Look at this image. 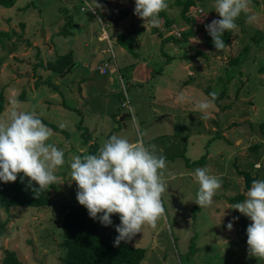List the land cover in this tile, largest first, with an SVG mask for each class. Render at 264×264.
<instances>
[{
  "label": "rangeland",
  "instance_id": "1",
  "mask_svg": "<svg viewBox=\"0 0 264 264\" xmlns=\"http://www.w3.org/2000/svg\"><path fill=\"white\" fill-rule=\"evenodd\" d=\"M176 1L166 0L168 6L159 14V27L144 24L134 15L135 0H97L103 7L95 12L83 10L85 0H16L9 8L0 6V30L11 34L10 40L0 45V90L5 99L0 118H6L14 107L25 112L35 111L43 123L51 122L59 128L63 124L67 134L55 132L44 123L53 130L47 143L63 150L65 163L55 173V184L47 189L50 205L0 210V222L4 224L0 231V263L4 250L9 249L16 252L22 264H61V213L64 207L78 202L70 164L76 155L98 154L99 151L98 146L85 147L86 141L92 138L80 129L81 114L85 113L86 107L77 105L73 95L79 83L89 81L94 75L91 73L100 57H111L109 53L100 52L109 47L111 36L115 39L111 41L114 52L111 64L120 71L114 76V88L118 93L111 94L115 115L126 112L128 116L124 123L118 119L111 121L109 132L115 135L124 129L133 139L138 131L145 132V145H155L156 154L165 157L167 164L164 170L167 190L162 195L165 216L155 228L145 226L130 242L145 249L139 264H264V260L248 255L240 222L233 220L239 211L232 209L235 203L230 202V197L239 194L246 199L248 191L234 170L235 160L240 169L264 170V0H251L249 12L241 13L236 19L238 28L231 31L230 42L223 51L210 46L212 38L205 28L212 20L220 19L215 11V0H194L186 14L191 22L182 18V5ZM97 17L102 18L103 24L95 22ZM70 19L75 26L79 23L84 26H79L77 31L72 29L70 33ZM167 20L169 25H166ZM190 29L192 33L185 39ZM130 35L134 36V54L126 49L124 52L116 43L119 37L129 39ZM145 46L148 52L144 51ZM68 48H74L76 57L72 70L65 75V72L63 75L46 72L45 62L53 59L55 52ZM136 48H140L137 50L140 54L144 51L147 67L160 72L154 73L159 80H166L165 58L170 60L173 53L179 60L175 62L185 68L177 75L178 79L187 84L196 82L204 98L209 100L206 95L209 91L219 95L224 90L219 104H214L217 111L226 110L225 113L215 119L211 114L202 123L186 122L188 129L178 120L175 121L177 125L167 126L166 119L150 109L159 107L160 102L154 104L153 97L140 88H145L149 80L144 77L143 67H139L137 73L133 69L135 58L140 57ZM197 50L203 55L192 60L185 58ZM163 53L165 55H161ZM237 55H240L238 64L231 66L230 59ZM60 77H63L60 79L63 95L56 93L59 87L53 88L44 82L43 90L35 86L38 79L56 85ZM105 77L97 74L92 80ZM85 89L89 102L87 115L92 120L90 110L102 107V96L97 89L88 86ZM41 90L44 92L39 97ZM125 94L130 99L131 113L119 104ZM54 96L61 111L56 108L50 113L54 109L51 100ZM63 96L70 110L62 105ZM36 99L32 108L30 104H23L34 103ZM38 100L43 108L38 107ZM65 110L68 112L64 113ZM142 119H146L145 125H142ZM86 124L83 117V125ZM207 125L208 128H204ZM211 126L217 131L211 130ZM151 134L156 139L154 142L150 141ZM204 152H207L206 158H200ZM197 168H206L209 175L221 180V187L208 207L200 208L195 203L199 188L194 179ZM111 219L112 225L105 227L100 223V229L116 235L119 216L113 215ZM229 222H233L231 231L227 228Z\"/></svg>",
  "mask_w": 264,
  "mask_h": 264
},
{
  "label": "clouds",
  "instance_id": "2",
  "mask_svg": "<svg viewBox=\"0 0 264 264\" xmlns=\"http://www.w3.org/2000/svg\"><path fill=\"white\" fill-rule=\"evenodd\" d=\"M250 3L251 0H215V11L220 19L212 20L205 28L216 50L224 48L223 35L238 28L235 21L241 13L249 12ZM85 5V12H95L103 7L97 0L91 3L85 0ZM167 6L166 0H135L134 15L144 24L159 27V14ZM95 22L103 24L100 17ZM110 48L106 50L109 54ZM111 60H103L99 64ZM209 95L211 100L195 103V109L203 114L204 119L216 98L215 93ZM185 100L182 93L177 97V102ZM52 135L53 130L35 111L25 112L14 107L6 118H0V181L15 182L22 173L21 179L28 178L29 187L33 182L38 186L33 188L35 193L54 185L57 181L55 173L64 165L65 159L63 150L47 143ZM145 135L143 131L137 132L136 139L112 135L100 147L98 154L76 155L70 164L71 179L77 186L76 199L86 208L89 217L98 219L107 227L112 225L113 215L119 216L114 247H119L121 242H131L145 226L155 228L165 216L162 195L167 190L164 178L166 158L156 154L155 145H145ZM194 179L199 185L195 203L200 208L210 206L221 187L220 178L209 175L206 168H197ZM231 208L251 220L246 229L248 255L264 260V179H253L246 191V199ZM236 219L238 217L233 218ZM227 228L231 231L233 222H229Z\"/></svg>",
  "mask_w": 264,
  "mask_h": 264
},
{
  "label": "trees",
  "instance_id": "3",
  "mask_svg": "<svg viewBox=\"0 0 264 264\" xmlns=\"http://www.w3.org/2000/svg\"><path fill=\"white\" fill-rule=\"evenodd\" d=\"M15 2L16 0H0V6L9 8L13 6ZM176 2L182 5V18L187 22H191L192 19H189L186 14L189 12V8L194 5V0H178ZM71 20L72 19H70V27L74 25ZM169 24L170 21L167 20L166 25ZM191 33L190 29L184 38L187 39V35L189 36ZM230 37L231 31H227L223 35L222 39L225 42L224 48L230 42ZM10 38V33L0 30V45H4V41L10 40ZM118 42L126 50L130 52L133 51V35H130L129 39L119 37ZM210 43V46L215 48L214 44L212 42ZM224 48L218 51H223ZM202 55L203 53L197 50L193 54L185 55V58L192 60ZM239 59L240 55H237V57L230 59L229 64L235 66L238 64ZM73 61L72 52L70 51L58 54L53 60H47L44 67L52 72L64 73ZM109 63H111V61ZM38 64L41 65L42 62L40 61ZM100 66L101 64H99L98 68ZM43 82L47 83L48 81L39 79L35 84L38 85V83ZM223 91L219 95H216L215 101L221 98ZM22 93L24 94V91H22ZM210 93L213 92H208V96L211 98L209 95ZM4 100L3 92L0 90V114L5 107ZM44 123L50 126L55 132L67 136L63 128L56 127L50 122ZM251 148L254 149V146ZM206 155V153H203L200 158H206ZM199 161H201V159H199ZM261 173V179H264V170ZM22 177L23 174L21 173L18 175L15 182L4 183L0 181V210L8 211L10 207H44L51 204V197L47 189L38 190L35 193L33 188L38 187L35 185V182L32 183V187H29L28 178H23L22 180ZM230 198V202L233 203L242 202L244 200L242 194ZM235 217H238L236 221L240 222V231L247 241L246 229L251 223V220L245 218L239 212L235 214ZM99 224V220L91 219L86 208L81 206L78 202L63 208L61 213L62 236L59 244L63 251V256L60 259L61 264H139L142 261L145 249L134 246L130 242H121L119 247H114L113 242L118 234H108L106 231H102ZM3 225L4 224L0 222V231L3 230ZM0 264H22V262L18 259L14 250L5 249Z\"/></svg>",
  "mask_w": 264,
  "mask_h": 264
},
{
  "label": "crops",
  "instance_id": "4",
  "mask_svg": "<svg viewBox=\"0 0 264 264\" xmlns=\"http://www.w3.org/2000/svg\"><path fill=\"white\" fill-rule=\"evenodd\" d=\"M79 26L81 28L84 25H81L80 23L78 26L73 25L69 29V31H71L72 29L77 31V30H79ZM67 31L65 33L69 32V31L68 32ZM70 33H68V34H70ZM108 33L109 32H107V30H106L105 34L108 35ZM63 35H66V34H63ZM111 41H115V39L111 38V36H110L109 43H108L109 47H112ZM116 43L120 49H122V50H124V52H126L125 48L119 44L118 40H116ZM109 47H107V48H109ZM107 48H104L100 52L102 54L106 55V53H108L106 51ZM144 48H145L144 51H146V52L149 51L147 46H145ZM51 49H52V47H51ZM73 49L74 48H68L67 51L55 52L56 56H54L53 59H55L58 56V54H63V53H67V52L71 51L72 57L74 60V59H76V57L73 55ZM97 49H99V47L96 48V51H97ZM112 49H113V47H112ZM133 49H135L134 46H133ZM137 50H140V48H136V51ZM144 51L141 54H140V52L137 51L138 52L137 54H139L140 57L135 58L136 61H135V65H134L133 69H135L136 73H137V70L139 67L144 68V72H145L144 77H145V79L149 80V83L146 85L145 88L143 86L140 88H143V90H146L147 94L149 96L153 97V99H154L153 103L154 104L156 103V105H159V102H160L159 107L152 106L150 109L154 113L160 114V116L162 118L166 119L165 124L167 126H171V124L177 125V124H175V121L178 120L180 125H182V126L186 125L185 128L188 129L189 126L187 127L186 122H189V121H193V122L196 121V122H200V123L204 122L205 119L202 118L203 114L195 109V103L198 101L205 100L207 97L204 98V95L201 94V90L198 89V84L196 82L194 84L192 82L187 84V83H184L183 80L178 79L177 75H179V73L184 72V69H185L184 66H181V64L179 65L178 63L175 62L176 60H178V58L174 57L173 53H171L170 60H169V58H165V62L167 63L166 64L167 69H166V72L164 74L166 75L167 78H166V80L163 81L161 79L159 80L158 76L156 77L154 75V73H160L159 71H155L154 69L147 67L148 66L147 62H146L147 59H146V57L143 56ZM79 52L80 51L77 52L78 55L80 54ZM132 53L134 54L135 52H132ZM161 55H165V54L163 53ZM53 59L49 58V60H53ZM109 59H110V57H108V59H106V58H103L101 56L99 60L100 61H103V60L109 61ZM74 64H76V63H74ZM98 66H99V63L92 70L91 74H94V75L91 77V79L89 81H82L81 83H79L78 87H75L76 93H75V95H73V98L76 101L77 105L80 104L81 107H86L85 113L81 114L80 129L81 128L84 129L88 135L92 136L91 139H88L86 141V142H88V144L85 143V147H87L88 149L89 148L93 149L94 147H97V146L100 149V147H102V145L105 143V141L108 140L112 136L111 132H109V129L111 127V121H113L114 119L115 120L118 119V120H120V122L124 123L125 118L128 116L126 112H124V113L118 112L117 116L115 115V112H116V108L114 105L115 102H113V97L111 95L112 93H114V94L118 93V91L115 90V88H114V85H115L114 76L120 72L119 68L118 67L116 68V66H113L111 63H108V71H107V73L104 74L101 72V70L98 68ZM71 68H73V67H71ZM169 69H170V71H169ZM45 70H47V69H45ZM71 70L72 69H70L69 71H71ZM69 71L65 70L64 75ZM46 72L53 73L50 70H47ZM130 73L133 75L132 71H130ZM130 73L128 75L132 76ZM60 74H62V73H60ZM97 74L105 75L106 77L104 79L103 78L102 79L97 78L95 80H92V78ZM63 77H60L58 79V81H56V85L52 84L49 81L47 82L48 85H51L50 87H53V88L59 87L58 88L59 90L56 89L58 91V92H56L58 95H59V92L63 95V93H62L63 90L61 89L63 84L60 80ZM40 80H42V79H40ZM44 81H47V80H44ZM42 84L43 83H38V85L35 84V86L39 87V89L42 88V90H43L44 86ZM57 85H59V86H57ZM87 86L92 87V89H97L100 92V95L102 96V98H101L102 107H92V110H90L91 111L90 114H92L91 116H93L92 120H89L88 115H87V109L89 108V102H88V100H86V97L88 98V96H87L86 91H85L86 90L85 88ZM42 90L40 91V93L38 95L39 97H41L42 93L44 92V91L42 92ZM181 93L186 97V100L184 102H177V97ZM204 93L206 94L205 91H204ZM142 95H144V94H142ZM206 95L208 96V94H206ZM63 97H64V100L62 99V105L65 106L67 109H69L68 106L66 105L65 96H63ZM208 98H209V100L212 99L209 96H208ZM39 100H38V107L43 108L42 107L43 104H41V101L39 102ZM51 100H52V104H53L52 106L54 109L51 110L52 112H50V113H53L54 110L57 108L56 96L52 97ZM122 101H123V98H121L119 100L120 105H121ZM218 101H214V103L216 105H218L219 104ZM36 103H37V99L34 100V103L31 101H27L23 104H30V106L32 108L33 105H35ZM149 103L152 104L151 102H149ZM214 103H213V107L210 109L211 113H210V111H208L207 118H209L212 114V117L215 119L218 115H221V114L225 113V111H226L225 110L224 112H221L219 109L217 111V109H215L216 107H215ZM56 111H61V109L58 107ZM67 112L68 111L65 110L64 113H67ZM45 113H49V111L48 112L46 111ZM83 117H85V119L87 121V124L85 126L83 125ZM142 121H143L142 125H145L146 119H142ZM229 124H230V122H229ZM79 125H77V126H79ZM115 125H116V123H115ZM123 127L126 128L127 125L124 124ZM204 128H208V125L205 126ZM123 130L120 129L115 135L120 136V137H124V138H128V139H133L131 134L126 135V131H123ZM211 130L217 131L216 127H214V126H211ZM153 135L154 134L150 135V141L151 142H154L156 140V139L152 138ZM158 135L159 134H157V136ZM169 136H170V134H169ZM214 136L212 137V139L215 138ZM79 152H82V150L79 149ZM204 153L207 154V152H204ZM208 156H209V154H208Z\"/></svg>",
  "mask_w": 264,
  "mask_h": 264
},
{
  "label": "water",
  "instance_id": "5",
  "mask_svg": "<svg viewBox=\"0 0 264 264\" xmlns=\"http://www.w3.org/2000/svg\"><path fill=\"white\" fill-rule=\"evenodd\" d=\"M102 61H100L99 63H101ZM74 63L70 64L68 66V68L66 69V71H69L71 69V67H73ZM130 142H134V141H130ZM237 160L234 161L233 163V167L235 172L237 173V175L241 176L242 178V182L244 185V188L246 190H249L251 187V183L253 179L259 180L261 177V172L258 171H252L251 169H240L237 165Z\"/></svg>",
  "mask_w": 264,
  "mask_h": 264
},
{
  "label": "built area",
  "instance_id": "6",
  "mask_svg": "<svg viewBox=\"0 0 264 264\" xmlns=\"http://www.w3.org/2000/svg\"><path fill=\"white\" fill-rule=\"evenodd\" d=\"M110 53H111V58L113 56V51L112 49L110 48ZM110 58V60H111ZM99 69L101 70L102 73H107L108 71V62H103V64H101V66L99 67ZM121 107H123L124 109L127 108V109H130V99L128 97L127 94H125L124 98H123V101L121 102ZM130 112V111H129ZM131 113V112H130ZM258 166V165H257Z\"/></svg>",
  "mask_w": 264,
  "mask_h": 264
}]
</instances>
